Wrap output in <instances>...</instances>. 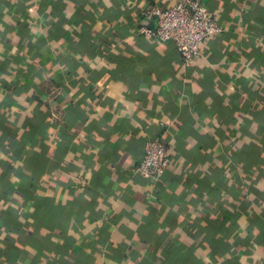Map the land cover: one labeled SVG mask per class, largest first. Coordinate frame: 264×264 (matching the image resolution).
I'll return each mask as SVG.
<instances>
[{
    "label": "crops",
    "instance_id": "1",
    "mask_svg": "<svg viewBox=\"0 0 264 264\" xmlns=\"http://www.w3.org/2000/svg\"><path fill=\"white\" fill-rule=\"evenodd\" d=\"M175 1L0 0V264H264V0H200L226 31L187 68L139 33Z\"/></svg>",
    "mask_w": 264,
    "mask_h": 264
},
{
    "label": "built area",
    "instance_id": "2",
    "mask_svg": "<svg viewBox=\"0 0 264 264\" xmlns=\"http://www.w3.org/2000/svg\"><path fill=\"white\" fill-rule=\"evenodd\" d=\"M145 13L156 25L154 28L142 26L139 33L161 43L174 42L186 68L195 65L208 39L226 31L216 13L200 0H176L170 6L154 5ZM52 118L60 119V110L55 106ZM172 152L170 143L159 137L149 138L136 172L153 183L158 182L172 164Z\"/></svg>",
    "mask_w": 264,
    "mask_h": 264
},
{
    "label": "trees",
    "instance_id": "3",
    "mask_svg": "<svg viewBox=\"0 0 264 264\" xmlns=\"http://www.w3.org/2000/svg\"><path fill=\"white\" fill-rule=\"evenodd\" d=\"M57 88L58 89H60L61 91L58 93V94H55V93H51V91H50V93L48 92V93H45L44 94V96L46 97V96H49V98L50 97H52L51 98V102H53L52 103V105H51V107H50V116L52 115V110H53V108H54V106L55 105H57L56 104V102H59L60 103V100H61V98H62V94H63V92H65V91H67V89H68V87L67 86H65V85H60L59 84V86H57ZM54 105V106H53ZM0 107H1V105H0ZM59 110H61L60 109V107L58 108ZM42 116V114L41 113H36V117H41ZM4 121H5V119H4V116L0 113V127L1 128H3L4 129ZM45 122L44 121H42V124H40L41 125V127L40 126H38L37 127V133L39 132V131H42V130H44L43 129V127H45V124H44ZM43 125V126H42ZM157 135H159L160 136V134H157ZM27 137V136H26ZM34 138H36V136L34 135V136H32L31 134L28 136V140H34ZM18 142H16V144H17ZM21 145V144H20ZM17 150H18V148H17ZM239 158H241L240 157V155H237V157H235V159H234V163L235 164H237V162H238V159ZM142 159V157L141 158H139V160H138V162L140 161ZM252 159L250 158V159H248V162H249V164H250V162H252L251 161ZM138 164V163H137ZM137 166V165H136ZM137 173V172H136ZM161 179V178H160ZM159 179V180H160ZM158 180V181H159ZM23 181H25V182H27V185H28V190L26 189V191H27V193L29 192V190H30V188L31 187H34V185H35V179L33 178V177H31V178H29V177H26ZM25 188H26V185H25ZM32 189V188H31ZM32 190H30V192L28 193V195H33L32 194V192H31ZM33 197V196H32ZM53 211V209L51 210V212ZM53 213V212H52ZM196 227V226H195ZM205 237H207L208 239H210L211 240V238H212V235H205ZM169 256H171V255H169ZM192 258V257H191ZM182 259V262H185L184 261V258H181ZM181 259L180 258H175V261L176 262H181ZM186 260H187V258H185ZM174 259L172 258V261H173Z\"/></svg>",
    "mask_w": 264,
    "mask_h": 264
}]
</instances>
